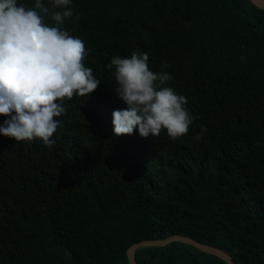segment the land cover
Masks as SVG:
<instances>
[{"label":"trees","instance_id":"16d2710c","mask_svg":"<svg viewBox=\"0 0 264 264\" xmlns=\"http://www.w3.org/2000/svg\"><path fill=\"white\" fill-rule=\"evenodd\" d=\"M70 7L61 26L85 43V66L101 84L89 97L64 98L51 146L0 135V264H130L132 245L176 235L235 264H264V10L250 0ZM132 52L147 53L152 71L173 77L164 86L187 98L196 119L183 137L114 134L112 113L126 105L107 65ZM135 258L227 264L182 242Z\"/></svg>","mask_w":264,"mask_h":264},{"label":"clouds","instance_id":"9594fccd","mask_svg":"<svg viewBox=\"0 0 264 264\" xmlns=\"http://www.w3.org/2000/svg\"><path fill=\"white\" fill-rule=\"evenodd\" d=\"M71 3L52 0L53 8L63 11H50L42 0L31 6L0 0V116L10 117L0 125V135L17 142L39 138L51 146L60 126L54 117L66 113L64 98L89 97L101 84L85 66V43L61 26L73 17ZM46 17L56 26L45 23ZM107 67L114 69L115 92L126 105L112 113L115 135L138 129L147 138L166 130L179 139L189 132L196 117L187 110V98L164 86L173 77L152 71L147 53L114 56Z\"/></svg>","mask_w":264,"mask_h":264},{"label":"water","instance_id":"95a60500","mask_svg":"<svg viewBox=\"0 0 264 264\" xmlns=\"http://www.w3.org/2000/svg\"><path fill=\"white\" fill-rule=\"evenodd\" d=\"M252 4H254L257 8L263 9L264 10V0H250ZM173 242H182L186 244H190L197 249L201 250L202 252L217 256L224 260L227 264H235L232 260V257L225 251L217 249L215 247H211L202 243L197 242L196 240L186 237V236H181V235H176V236H171L168 237L164 240H147L143 242L136 243L132 245L128 252V259L130 264H137L136 258H135V253L138 249L143 248V247H149V246H154V247H164L167 246Z\"/></svg>","mask_w":264,"mask_h":264}]
</instances>
